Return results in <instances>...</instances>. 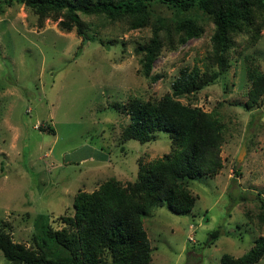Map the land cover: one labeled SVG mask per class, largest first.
<instances>
[{
  "label": "rangeland",
  "instance_id": "1",
  "mask_svg": "<svg viewBox=\"0 0 264 264\" xmlns=\"http://www.w3.org/2000/svg\"><path fill=\"white\" fill-rule=\"evenodd\" d=\"M78 14L85 35L59 26L60 15L38 19L22 0H0V228L25 246L32 244L36 214H50L60 227L58 217L72 214L78 190L90 192L110 178L133 181L138 160L170 151L162 130L148 142L123 140L128 115L113 104L170 93L178 68L202 70L211 46L208 26L176 51H163L153 64L161 76L148 83L134 48L148 40L149 27ZM261 33L249 48L238 39L227 71L193 97L179 98L218 112L222 167L213 177L186 180L197 196L190 211L154 206L143 217L149 264H218L223 253L240 256L264 236V98L245 108L243 63L250 55L264 74ZM0 264L14 263L0 253ZM254 264H264V255Z\"/></svg>",
  "mask_w": 264,
  "mask_h": 264
},
{
  "label": "trees",
  "instance_id": "2",
  "mask_svg": "<svg viewBox=\"0 0 264 264\" xmlns=\"http://www.w3.org/2000/svg\"><path fill=\"white\" fill-rule=\"evenodd\" d=\"M38 19L59 15V26L85 35L82 15H103L126 22L130 28H150L147 41L134 48L140 74L148 83L161 74L153 64L163 52L176 51L192 38L201 37L209 26L210 50L203 69L181 66L171 81V92L159 98L129 97L121 105L128 123L121 138L148 142L155 132L166 131L170 151L153 160L137 162L133 181L125 184L110 178L90 192L78 190L72 214L58 217L38 213L33 220L32 244L16 242L0 228V253L14 264H149L151 246L143 217L156 206L183 214L197 196L186 180L213 177L222 167L219 156L224 126L218 112L182 103L225 73L231 53L242 39L247 48L256 45L264 30V0H22ZM246 79V109L264 98V74L255 59L243 56ZM262 208L264 201L259 198ZM262 216V215H261ZM210 236L217 237V231ZM264 255V236L259 235L242 255L220 256L218 264H254Z\"/></svg>",
  "mask_w": 264,
  "mask_h": 264
},
{
  "label": "built area",
  "instance_id": "3",
  "mask_svg": "<svg viewBox=\"0 0 264 264\" xmlns=\"http://www.w3.org/2000/svg\"><path fill=\"white\" fill-rule=\"evenodd\" d=\"M189 240H192L191 238H189Z\"/></svg>",
  "mask_w": 264,
  "mask_h": 264
}]
</instances>
